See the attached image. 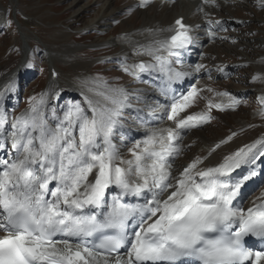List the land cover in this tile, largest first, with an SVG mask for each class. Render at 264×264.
<instances>
[{"label": "snow or ice", "instance_id": "1", "mask_svg": "<svg viewBox=\"0 0 264 264\" xmlns=\"http://www.w3.org/2000/svg\"><path fill=\"white\" fill-rule=\"evenodd\" d=\"M150 3L141 0L139 6ZM165 31L170 35L157 37ZM148 32L152 43L134 55L151 59L130 64L125 56L123 72L137 79L158 73L170 89L172 82L204 69L174 66L179 50L194 42L182 17L166 30ZM89 91L96 99L86 96L84 106L69 105L62 116L46 115L48 93L31 97L29 109L11 121L0 111V147L10 140L14 150L7 159L0 157V264H264V246L254 250L245 241H264V193L249 207L239 200L242 186L257 171L231 177L241 165L264 157V136L214 167L200 168L206 157H196L173 176L183 136L213 119V109L235 110L240 99L192 86L161 106L171 125L147 129L142 140L127 146L114 137L124 140L116 130L123 128V110L132 107L131 94L103 78L93 80ZM204 91L228 100L203 97L207 110L187 114ZM259 103L264 118V96Z\"/></svg>", "mask_w": 264, "mask_h": 264}, {"label": "rangeland", "instance_id": "2", "mask_svg": "<svg viewBox=\"0 0 264 264\" xmlns=\"http://www.w3.org/2000/svg\"><path fill=\"white\" fill-rule=\"evenodd\" d=\"M18 1L17 14L14 15L15 21L12 17L14 8L11 0H0V79L9 75L11 70L23 60L22 29L24 30L25 26L30 29L31 33L35 32L48 43L53 52L47 51L46 47L37 39L30 41L34 48L32 56L35 57L36 62L35 64L29 63L28 67H25L21 73L8 76L10 83L5 88L0 89V111L7 113L11 121L13 117H18L29 109L31 97L39 99L42 93H48L46 115L50 117L54 111L57 115L62 116L69 105L82 104L83 95H89L90 98L96 99L89 88L92 87L93 80L103 78L109 85L122 87L131 94L129 102L134 108L129 109V111L126 108L123 110L121 117L123 128L118 131L122 132L124 136L122 144L131 146L135 141L142 140L145 132L138 133L135 130L143 129L144 126L154 128L156 125L150 124L151 120L146 121L147 123L142 118V121L137 120L146 112H155L153 107H145L147 104L154 105L151 102L154 103L156 99L147 98L142 91L145 90V93H149L151 89L148 88L154 87L153 81L158 77L152 74L148 75L147 80L134 77L135 82H131V79H128L129 82H127L125 77H128V74L123 72L120 66L124 59L122 57L126 55L122 54V57H119L121 54L120 47L114 48L113 44L115 43H112L115 38L117 39L124 31H127L126 29L132 27V29L135 28L134 30H140L142 28L143 23L138 17V10H135L134 7H127L128 0H113L119 10L118 13L107 14L104 21L100 22L97 27H91L90 25L97 19L104 16V0H82L79 6L84 5L86 13L80 17H75V10L79 6L73 3L74 0ZM218 2H220L219 8L217 7L218 3H212L204 7L209 9V11L203 9L205 13L207 12L206 15H202L200 11L195 15V17L197 16L196 19L201 18L203 22L205 20L207 27L204 26L203 30L220 32L216 35L218 38L214 37L205 43L194 61V66L197 64L205 66L204 69L197 72L195 87L202 89L211 87L218 92H229L240 99L241 103L235 110L219 111L213 109L211 116L214 118L205 124L200 133L190 131L183 138L184 153L177 161L179 172L185 164L191 163L198 153L199 155L196 157H206L204 163L199 167L203 168L206 165L209 167L211 162L223 160L225 156L236 152L240 147L250 144V141L252 143L264 136V132L259 134L264 131V118L258 115L261 107L259 98L264 96V67L261 68L258 65L260 61L264 60V0H219ZM211 8L215 10V13H211ZM150 11L161 14L163 8L154 6L150 8ZM119 13L118 22L116 21L115 26H113L112 15L115 16ZM18 15L23 19L20 26L17 23ZM226 17L232 22H226ZM222 18H225L223 20L226 23L216 28V20ZM208 21H212L213 24L209 25ZM111 28L112 31H110ZM224 30L228 31L223 32ZM37 35L34 34L32 37L37 38ZM76 46L79 49L75 50ZM68 55L73 57V61L67 59ZM101 61L104 63H100ZM52 62L59 67V79L64 80L65 83H61L63 86L57 83L51 92L47 87L52 77L50 68ZM129 62L130 58H128ZM95 64L102 72L94 69L93 65ZM223 68L224 71H220ZM14 77L16 78L13 79ZM256 77H260V79H256ZM72 84L80 89L79 93H74L68 87ZM203 97H209L217 103L228 100L227 97L215 96L213 93L204 91L188 109V114L207 110V101ZM142 98L146 101L141 100ZM154 114L157 115V112ZM49 123L55 127V121L49 119ZM160 125L159 123L158 126ZM132 129H135L131 131L134 136L129 135V130ZM230 136L232 139L228 140ZM126 138L128 139L126 140ZM205 139H208V144L212 145L214 142L223 139L227 142L210 153L208 148L202 145ZM240 142L244 143L234 149L235 145ZM2 147H0V154L4 152V147ZM126 150L127 147H123L122 151ZM6 152V159L9 154L14 155V150L8 149ZM126 153L127 151L124 152L125 156ZM129 155L128 153L126 158ZM259 160L262 163L260 166L264 165V157H260ZM258 165V161L253 164V166ZM246 167L247 169L254 168L250 165H246ZM262 193H264V180L246 198V201L251 199L247 205L251 201H256L255 199L260 197Z\"/></svg>", "mask_w": 264, "mask_h": 264}, {"label": "bare ground", "instance_id": "3", "mask_svg": "<svg viewBox=\"0 0 264 264\" xmlns=\"http://www.w3.org/2000/svg\"><path fill=\"white\" fill-rule=\"evenodd\" d=\"M82 0H74L73 3L76 5V6H79L81 3ZM211 1V0H210ZM141 3V0H137L136 1V10H138V17L142 20V23H143V26L140 30H132V31H124L121 36L118 37L117 40V43L118 45H123V49L121 50L122 51V54L126 55L127 57H130L131 59V63H134V62H138L140 60H150L151 58L150 57H147V56H143V57H137L134 55V52L137 48H139L141 45H149L152 43L154 37L153 35H151L148 30L149 29H156V30H159V29H168L170 26L174 25L175 21L179 18H183V21L184 23L187 25V23H190V31H191V35L193 36L195 34V38H196V42L200 43L202 41H206L207 39H209V35L207 34H199V32H195L193 31L194 30V25H193V22L190 21L189 19H187V16H188V13L192 11V14L194 13L195 14V10L193 9V5L191 3V0H181V1H178V2H173V3H166V2H161V3H157L155 5L152 4V1L151 3L149 4L148 7H140ZM204 0H200V4L198 5V9L199 7L202 9V5L204 4ZM216 3V1H215ZM162 7L163 8V12L161 14H159L158 12H151L150 11V8L152 7ZM219 6V2L217 4V7ZM191 7V8H190ZM221 7V6H220ZM219 8V7H218ZM86 7L83 5V6H79L76 10H75V17H80L81 15H83L84 13H86ZM118 8L115 6L114 4V1L113 0H104V5H103V12H104V16H102L101 18H104L107 14H116L118 13ZM209 11V10H208ZM212 13H215V10L214 9H211L210 10ZM218 11V9H217ZM202 13L206 14L205 11L202 9ZM203 14V15H204ZM79 20V19H78ZM77 21V20H76ZM104 21V19H97L96 22L94 23L93 26H96L98 25L100 22ZM201 20L199 19L198 22H200ZM89 26V25H87ZM92 27V26H91ZM20 29V28H19ZM96 29V28H95ZM132 27L126 29V30H131ZM23 30V29H22ZM124 30V29H123ZM21 31V30H20ZM225 31H228V30H225ZM194 32V33H193ZM34 34L31 33L29 31V29H24L23 31V36H24V40L25 42H29L34 39L32 36ZM36 35V34H35ZM157 37L158 38H165L166 36L170 35L169 33H167L166 31L165 32H157ZM113 40L116 41V40ZM206 39V40H205ZM41 40V39H40ZM112 42V41H111ZM112 42V43H113ZM203 44V43H202ZM48 49L50 50V48L48 47ZM76 49H79L78 46H76L75 50ZM180 51V50H179ZM31 52H32V49H29L26 45L24 46V49H23V60L22 62L17 66V68H15L10 74L11 75H14V74H19L21 73V71H23L25 69V67L28 65L29 63V59H30V55H31ZM52 52V51H51ZM68 57V56H67ZM73 58V57H72ZM180 58H182L183 60L187 59L188 58V54L186 53H182L180 51ZM53 59V58H52ZM130 63V64H131ZM185 63V62H184ZM51 64V63H50ZM259 66L264 67V61L258 63ZM28 67V66H27ZM185 69H191L190 66H187V68ZM52 79L50 81V84L48 85V90H51V92L53 91L54 89V86L57 85H62L60 81V79L58 78V69L55 68V66L52 67ZM194 74L195 72L193 73V75L191 77H189V79H192L194 77ZM140 75H143L145 76V74L141 73ZM160 78L159 80L154 84V87H152L151 90H149V93L146 94L148 97H151V99H155L156 98V95H159L161 94V90L162 89H168L167 88V81L166 79L163 78V82L161 83V75L159 74ZM87 77V76H86ZM89 77V76H88ZM154 77V76H153ZM16 77H14L13 79H15ZM127 78V82L128 79H131L133 82L134 81V77L131 76V75H128V77H125ZM66 79V78H65ZM9 79L8 78H3L0 80V89L1 88H5L8 84H9ZM77 83V82H75ZM73 85V84H72ZM69 87V86H68ZM70 89L75 92V91H79V89L75 88V87H70ZM85 93H88V91ZM82 94V93H81ZM162 95V94H161ZM143 96V95H142ZM139 97V96H138ZM146 98V97H145ZM150 99V98H149ZM141 100H144V99H141ZM149 101V100H148ZM171 99L169 97V93L167 91V94L163 95V101L161 102V104L156 107V110H157V114L160 115L159 118H157V121H164V111H163V108L161 106L165 105V104H168L170 103ZM128 111L130 108H127ZM188 114V113H187ZM183 115V114H182ZM151 116L150 115H146V118H150ZM149 121V120H148ZM155 122V120H154ZM169 126V124H162L161 126H157L154 127V128H160V127H167ZM205 127V124L197 127V128H193L190 131H193L195 133H200V130L202 128ZM147 129H150V128H146L145 131H147ZM253 140V139H252ZM257 140V139H256ZM114 142L116 143H120L115 137H114ZM254 142V141H253ZM252 142V143H253ZM4 145V152L7 151L8 149H11V141L8 140V141H4L3 142ZM244 142H240L238 143L237 145H235L236 148H238V146L242 145ZM250 144H251V141H250ZM202 145H205V147L208 148L209 152H214V146L212 144H208V139H205V141L203 142ZM2 147V148H3ZM1 148V149H2ZM241 148V147H240ZM123 149V148H122ZM12 150V149H11ZM238 150V149H237ZM236 150V151H237ZM7 153V152H6ZM182 153V152H181ZM3 154V152H2ZM128 154V152L126 153ZM200 157V156H198ZM213 161V160H212ZM223 160H215L213 162H211V165H209V167H214L216 166L217 164L221 163ZM210 163V162H209ZM172 168H173V176H176L178 177L179 175V171H178V168L175 164L172 165ZM241 168H242V165L240 168H237L234 172L231 173V177L235 174H240L241 173ZM89 179H91V177H89ZM243 204L244 207H249L252 205L253 201H251L248 205L247 204H244L243 202H241Z\"/></svg>", "mask_w": 264, "mask_h": 264}]
</instances>
